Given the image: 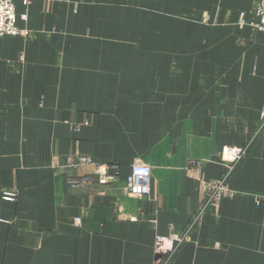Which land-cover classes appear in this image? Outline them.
<instances>
[{
  "label": "crops",
  "instance_id": "crops-1",
  "mask_svg": "<svg viewBox=\"0 0 264 264\" xmlns=\"http://www.w3.org/2000/svg\"><path fill=\"white\" fill-rule=\"evenodd\" d=\"M254 0H33L0 38V264H156L250 146L171 264H264V32ZM245 24L241 25V21ZM26 33V35H25ZM94 164L119 177L72 189ZM151 193L125 192L131 168ZM7 191L15 200H5ZM80 218L81 224L75 219Z\"/></svg>",
  "mask_w": 264,
  "mask_h": 264
},
{
  "label": "built area",
  "instance_id": "built-area-1",
  "mask_svg": "<svg viewBox=\"0 0 264 264\" xmlns=\"http://www.w3.org/2000/svg\"><path fill=\"white\" fill-rule=\"evenodd\" d=\"M23 2L30 5L33 0H0V38L4 36H18L22 32L16 26V4ZM254 15L258 18L256 27L264 32V0H254ZM245 22L242 20L241 25ZM264 138V107L261 112L260 123L255 133V139ZM250 146L245 147H226L223 151V159L226 161V171L221 180L213 182L205 186V201H203L202 208L197 212L186 230L182 233L184 236L181 240L176 237L164 238L158 237L156 239L155 249L158 255L156 264H171L175 258L180 247L186 242L185 236L191 235L193 229L200 221L204 211L209 208H215L221 196L228 194V181L238 164L247 156ZM234 158L230 159V156ZM81 164L94 165L95 173L92 177H85L83 179L73 178L69 181L72 189L84 188L85 186L98 181L101 184H108L115 181L120 174V166L118 164H94L88 157L80 159ZM125 192L129 196L141 197L147 196L151 193V169L148 165L143 163H136L132 166L131 172L126 179ZM8 200H15L9 198ZM75 222L81 224V219H75ZM175 243V245H174ZM174 245V246H173ZM170 246V247H169ZM173 246V247H172Z\"/></svg>",
  "mask_w": 264,
  "mask_h": 264
},
{
  "label": "rangeland",
  "instance_id": "rangeland-1",
  "mask_svg": "<svg viewBox=\"0 0 264 264\" xmlns=\"http://www.w3.org/2000/svg\"><path fill=\"white\" fill-rule=\"evenodd\" d=\"M24 32H22V34H23ZM25 35H26V33H25ZM260 123V122H259ZM259 125V124H258ZM83 157H85V156H81L80 158H79V162H80V159L81 158H83ZM80 164H81V162H80ZM84 165H87V164H84ZM91 165V164H90ZM92 166H94V165H92ZM94 169H95V166H94ZM85 177H92L91 175H87V176H81V177H77V178H80V179H83V178H85ZM94 182H98L97 180L96 181H94ZM99 183V182H98ZM90 185V184H89ZM86 187V186H85ZM78 189H82V188H77L76 190H78ZM16 193L15 192H11V191H7V192H5V194H4V199L5 200H8L9 198H16ZM198 224V223H197ZM197 226V225H196ZM196 226H195V228H196ZM194 228V229H195ZM194 229H193V231H194ZM192 234V233H191ZM184 236V234H181V235H171V236H169V237H164L165 239L166 238H172V237H176V238H178L179 240H181L182 239V237ZM190 238H191V235L189 234V236H185V239H186V242L180 247V249L178 250V252H177V254H176V256L178 255V253H179V251L181 250V248L190 240ZM174 245H175V243H174ZM173 245V246H174ZM172 246V247H173ZM170 247V246H169ZM176 256H175V258H176ZM175 258L173 259V261L175 260Z\"/></svg>",
  "mask_w": 264,
  "mask_h": 264
},
{
  "label": "clouds",
  "instance_id": "clouds-1",
  "mask_svg": "<svg viewBox=\"0 0 264 264\" xmlns=\"http://www.w3.org/2000/svg\"><path fill=\"white\" fill-rule=\"evenodd\" d=\"M232 158H234V154H233V156H230V159H232Z\"/></svg>",
  "mask_w": 264,
  "mask_h": 264
}]
</instances>
